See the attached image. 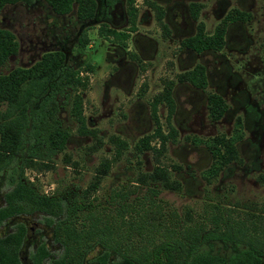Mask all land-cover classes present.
Masks as SVG:
<instances>
[{
  "label": "rangeland",
  "instance_id": "374dc122",
  "mask_svg": "<svg viewBox=\"0 0 264 264\" xmlns=\"http://www.w3.org/2000/svg\"><path fill=\"white\" fill-rule=\"evenodd\" d=\"M94 1V16L87 20L78 17L75 4L69 13L56 14L45 0L0 10V28L13 33L18 43L0 73L29 68L42 55L61 51L64 65L88 79L78 91L86 123L96 136L77 132L69 113L70 99L60 97L57 116L70 132L65 148L46 161L49 167L24 171L41 193L84 202L77 228L84 223V230L93 227L96 236L83 264H96L91 260L103 250L94 243L99 237L120 243L124 252L137 258L164 239L191 235L200 239L207 231L238 236L240 229L245 237L264 239V0H153L165 11L167 38L155 11L135 0L137 30L125 45L104 31L128 29L124 1L119 2L122 17L116 13V18L109 0ZM191 2L201 4L197 20L191 16ZM234 10L248 16L227 24L221 50L198 53L181 46L183 39L195 34L199 22L211 34ZM198 64L204 66V87L178 81L179 74ZM88 65L90 71L85 70ZM169 80L173 81L170 122L175 137L161 152H140V140L155 129L153 98ZM68 90L72 96L74 92ZM211 95H219L226 105L218 119L209 112ZM167 113L166 104H159L157 114L165 132ZM217 136L234 139L238 154L237 160L219 170L210 150ZM117 139L125 145L113 160ZM151 144L159 148L156 140ZM105 161L109 168L100 174ZM158 168L171 185L150 178ZM9 179L8 171L0 173V206L2 194L11 187ZM85 189L89 196L81 194ZM19 221L29 228L21 248L22 264H29V253L43 240L51 258L61 254L42 215L9 219L0 225V235L12 231ZM203 248L226 257L240 246L211 240Z\"/></svg>",
  "mask_w": 264,
  "mask_h": 264
},
{
  "label": "trees",
  "instance_id": "16d2710c",
  "mask_svg": "<svg viewBox=\"0 0 264 264\" xmlns=\"http://www.w3.org/2000/svg\"><path fill=\"white\" fill-rule=\"evenodd\" d=\"M34 0H0V10L6 5L15 3L30 4ZM56 14H67L73 5L77 7V15L82 20L94 16L96 2L94 0H45ZM124 1L128 16V29L117 31L105 29V34L111 35L116 41L125 45V41L137 30L138 8L135 0H109L108 4ZM143 4L153 9L163 37L170 36V29L163 21L165 11L153 0H142ZM200 3H189L193 19L197 20ZM245 12L234 10L229 12L211 34L205 32L202 22L196 26L194 35L181 41V46L195 52L205 50L219 51L225 43L227 24L234 20L247 18ZM104 33V32H103ZM18 43L13 33L0 28V66L15 54ZM65 54L61 51L49 52L33 66L23 69L15 68L7 74L0 73V173L8 171L10 189L2 194L0 206V225L9 219L28 215H42L47 226L52 229L53 240L58 243L62 252L51 258L47 243L43 240L36 244L29 253V264H83L86 254L90 251L96 232L93 227L84 230L77 228L79 212L85 208L82 203L70 196H58L41 193L33 182L24 175L26 168L46 166L54 154L65 148L70 132L64 129L58 119L60 108L58 99H70L69 113L77 124V132L84 136H96V130L89 128L83 113L82 97L78 88H85L88 79L79 76L77 70L64 65ZM91 66L85 70L90 71ZM204 66L196 65L190 71L179 74L178 81H190L197 87H204L206 81ZM173 81L165 82L163 89L152 101L151 114L155 129L144 136L137 147L138 151L145 150L161 152L169 139L175 137L176 131L170 119L173 112L172 97ZM73 91V95H68ZM71 96V97H70ZM211 116L218 119L226 110V105L219 95H211L208 100ZM165 103L168 108L165 132L157 114L159 104ZM156 140L159 148L151 143ZM125 142L115 141L113 160H116L124 149ZM211 153L216 161V169H222L228 163L237 160L238 154L234 139L217 136L212 145ZM23 156H19L20 153ZM109 161L102 163L100 174L109 168ZM152 180H162L165 186L171 185L163 170L158 168L150 175ZM97 178L94 185L97 184ZM95 186L92 188L94 189ZM82 195L89 196V189ZM239 235L229 232L207 231L200 239L196 236H183L164 239L155 244L149 251L137 258L124 252L121 244L110 243L99 237L94 243L100 244L103 250L91 261L96 264H264L263 237L248 236L242 230ZM237 232V233H238ZM244 237H242V236ZM29 236V228L24 222H15L14 228L5 235H0V264H22L21 248ZM211 240L231 242L240 246L238 250L226 257L203 248ZM115 258L112 259V256Z\"/></svg>",
  "mask_w": 264,
  "mask_h": 264
},
{
  "label": "flooded vegetation",
  "instance_id": "af4514ba",
  "mask_svg": "<svg viewBox=\"0 0 264 264\" xmlns=\"http://www.w3.org/2000/svg\"><path fill=\"white\" fill-rule=\"evenodd\" d=\"M151 9V8H150ZM112 17L116 18L115 14L116 13H119L122 17V9H121V4L119 2H115L113 4V8L112 10L110 11ZM113 18V21H115L116 19Z\"/></svg>",
  "mask_w": 264,
  "mask_h": 264
}]
</instances>
